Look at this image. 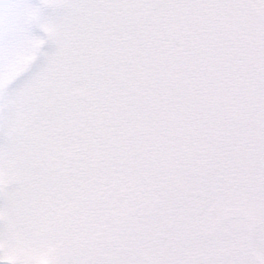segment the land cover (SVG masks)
Returning <instances> with one entry per match:
<instances>
[{
	"label": "rangeland",
	"instance_id": "rangeland-1",
	"mask_svg": "<svg viewBox=\"0 0 264 264\" xmlns=\"http://www.w3.org/2000/svg\"><path fill=\"white\" fill-rule=\"evenodd\" d=\"M0 264H264V0H0Z\"/></svg>",
	"mask_w": 264,
	"mask_h": 264
}]
</instances>
